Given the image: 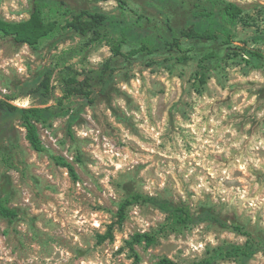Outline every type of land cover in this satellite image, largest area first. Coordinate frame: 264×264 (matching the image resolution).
Masks as SVG:
<instances>
[{
    "label": "rangeland",
    "instance_id": "rangeland-1",
    "mask_svg": "<svg viewBox=\"0 0 264 264\" xmlns=\"http://www.w3.org/2000/svg\"><path fill=\"white\" fill-rule=\"evenodd\" d=\"M51 1L115 14L130 27L124 52L139 45V24L167 38L168 26L182 27L189 16L180 5L157 0ZM232 1L245 8L236 40L264 51V0ZM32 9L33 0H0V16L10 20L26 19ZM121 32L109 28L98 41L60 32L38 46L0 34V95H23L21 84L52 70L50 105L62 96L71 71L108 59L116 67L94 103L66 99L68 114L39 124L44 150L32 146L20 125L0 141V201L18 211L13 220L0 215V264H161L163 257L191 264L219 245L247 240L212 221L174 229L167 213L145 202L131 205L120 221L117 212L130 191L196 211L212 208L264 238V61L226 56L219 42L199 40L184 42L192 50L182 62L169 51L127 59L112 50ZM211 50L221 59L201 80L198 61ZM14 103L29 106L37 99ZM58 156L74 165L78 178ZM146 232L155 233L157 242L133 240ZM216 264L238 262L225 258ZM247 264H264V250Z\"/></svg>",
    "mask_w": 264,
    "mask_h": 264
},
{
    "label": "trees",
    "instance_id": "trees-1",
    "mask_svg": "<svg viewBox=\"0 0 264 264\" xmlns=\"http://www.w3.org/2000/svg\"><path fill=\"white\" fill-rule=\"evenodd\" d=\"M157 1L164 5L175 4L187 9L189 16L185 25L179 28L169 25L170 36L166 38L159 35L156 38L151 30L143 29L142 24H139V45L128 52L123 51V45L128 41L127 30L130 27L121 26V20L115 14L99 8L75 9L65 2L59 1L33 0V9L26 19L10 20L0 16V34L11 37L21 44L38 46L45 39L67 31L75 32L83 37L90 36V41H98L106 36V30L114 28L115 31L122 29L121 34L112 42L114 55L127 59L138 55L160 54L163 51H169L178 53L175 57L182 62L191 57L189 53L192 50L185 47L184 42L199 40L219 42L225 50L226 56L242 53L244 59L250 63L260 64L264 61L262 49L248 46L247 41L236 40L235 30L245 12V8L241 4L232 0ZM131 31L137 32L138 30L133 27ZM130 34L134 35L133 32ZM219 59H221V55L216 50H211L199 58L197 75L201 80L206 78L214 62ZM115 71L116 67L112 59L106 60L99 67L84 68L81 72L71 71L63 78L62 96L50 105L46 104L53 99L52 70L45 71L37 80H29L21 84V89L26 91L23 95L18 93L0 95V141H3L6 136H11L17 129V125H20L26 129L27 138L32 146L38 151L44 150L39 124H47L54 117L68 114L69 109H66L64 105L66 99L80 100L82 105L94 103L98 89L109 86ZM27 96L36 98L37 103L29 106L14 103L15 99ZM73 119L74 117L70 120L69 131H72ZM56 160L62 166L67 167L75 179L78 178L74 165L65 157L58 156ZM138 202L153 204L167 213L169 219L167 225L174 229L212 221L223 227H232L235 231L247 236L244 243H224L215 247L208 258L191 264H216L219 259L225 258H234L238 264H247L256 253L264 250V238H258L238 222L229 223L212 208L196 211L184 202H172L141 191H130L120 203L117 212L120 221L126 218L129 207ZM0 215L13 220L17 217L18 211L9 207L5 199L0 201ZM106 238L105 235L100 236L101 241ZM133 240L151 245L157 242L158 236L149 232L138 233L133 237ZM161 264L180 263L169 257H163Z\"/></svg>",
    "mask_w": 264,
    "mask_h": 264
}]
</instances>
